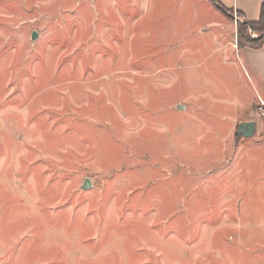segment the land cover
<instances>
[{
    "label": "rangeland",
    "instance_id": "obj_1",
    "mask_svg": "<svg viewBox=\"0 0 264 264\" xmlns=\"http://www.w3.org/2000/svg\"><path fill=\"white\" fill-rule=\"evenodd\" d=\"M239 20L211 0H0V264H264Z\"/></svg>",
    "mask_w": 264,
    "mask_h": 264
},
{
    "label": "crops",
    "instance_id": "obj_2",
    "mask_svg": "<svg viewBox=\"0 0 264 264\" xmlns=\"http://www.w3.org/2000/svg\"><path fill=\"white\" fill-rule=\"evenodd\" d=\"M220 4L227 10L240 14L243 20L248 22H258L261 15V8L264 5V0H218ZM225 14V13H224ZM230 18V17H229ZM235 42L234 49L237 51V58L230 57L233 65L235 63L241 67L245 73L247 82L250 84V89L253 93L256 104L264 103V45L260 49H252L245 47L237 48V27H234ZM228 52V51H227ZM235 55L230 50L229 55Z\"/></svg>",
    "mask_w": 264,
    "mask_h": 264
},
{
    "label": "trees",
    "instance_id": "obj_3",
    "mask_svg": "<svg viewBox=\"0 0 264 264\" xmlns=\"http://www.w3.org/2000/svg\"><path fill=\"white\" fill-rule=\"evenodd\" d=\"M212 3L223 13L232 16V11L224 8L218 0H211ZM239 16L237 25V45L238 49L249 47L252 49H260L264 45V5L261 8V15L258 22H248ZM253 33L257 37L253 36ZM237 137V136H236ZM239 138V137H237Z\"/></svg>",
    "mask_w": 264,
    "mask_h": 264
},
{
    "label": "water",
    "instance_id": "obj_4",
    "mask_svg": "<svg viewBox=\"0 0 264 264\" xmlns=\"http://www.w3.org/2000/svg\"><path fill=\"white\" fill-rule=\"evenodd\" d=\"M37 38V33L34 32L32 35V39L35 40ZM179 109L182 108V106H178ZM256 132V123L255 122H242L239 126H238V130L236 133V136L241 138H251ZM91 186L90 180L87 179L84 183V185L82 186L83 189H87Z\"/></svg>",
    "mask_w": 264,
    "mask_h": 264
}]
</instances>
